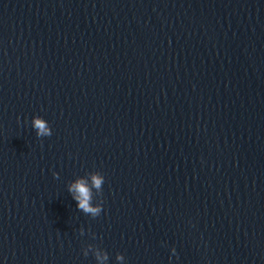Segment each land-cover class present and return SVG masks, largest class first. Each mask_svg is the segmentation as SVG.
<instances>
[{
	"label": "water",
	"instance_id": "1",
	"mask_svg": "<svg viewBox=\"0 0 264 264\" xmlns=\"http://www.w3.org/2000/svg\"><path fill=\"white\" fill-rule=\"evenodd\" d=\"M0 264H264V0H0Z\"/></svg>",
	"mask_w": 264,
	"mask_h": 264
}]
</instances>
